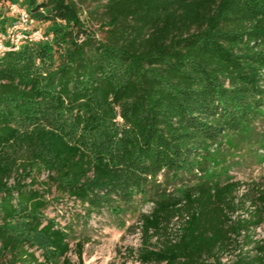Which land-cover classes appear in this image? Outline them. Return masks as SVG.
I'll return each instance as SVG.
<instances>
[{
  "label": "trees",
  "instance_id": "obj_1",
  "mask_svg": "<svg viewBox=\"0 0 264 264\" xmlns=\"http://www.w3.org/2000/svg\"><path fill=\"white\" fill-rule=\"evenodd\" d=\"M13 4L34 27L47 23V39L0 53V264H83L80 242L77 263L69 258L71 225L49 217V204L71 199L84 211L76 217L115 208L159 173H192L223 132L261 116L264 0H106L89 11L100 37L77 0H0V31L17 21L6 24ZM40 109L57 116L27 136L49 156L47 178L38 182L28 159L9 183L5 153ZM240 185L187 186L180 199L158 200L142 215L139 261L264 264V237L255 238L264 185ZM174 217L178 232L151 243ZM14 219L27 234L14 232ZM33 233L47 242L41 259Z\"/></svg>",
  "mask_w": 264,
  "mask_h": 264
},
{
  "label": "rangeland",
  "instance_id": "obj_2",
  "mask_svg": "<svg viewBox=\"0 0 264 264\" xmlns=\"http://www.w3.org/2000/svg\"><path fill=\"white\" fill-rule=\"evenodd\" d=\"M105 1L77 0L81 16L88 18V24L99 37L101 19L93 17L91 14L94 13L90 14L89 11L94 12L101 8ZM4 13L8 19L6 24L12 19L17 20V13L11 8ZM46 26L47 23L40 24L41 28ZM21 41L36 42L29 39H21L20 43ZM55 117L57 116L54 112L40 109L30 120L21 125L12 146L5 153L7 159L13 161L14 166L13 177L8 180L9 183L16 178L17 165L28 159L32 160L29 165L32 175L38 182L46 180L47 172L43 168L41 159L49 156L43 146L37 144L36 138L29 140L27 136L34 134L38 128L52 127ZM233 181L241 184L238 193L264 185V106L261 116L257 119L242 124L238 130L223 132L219 140L201 154L197 167L190 174L184 172L165 176V173H159L149 179L145 185L134 188L127 202H117L112 209L103 207L98 213H92L89 217H76L75 214L82 216L84 211L77 202L66 197L62 202L54 201L49 204L46 214L56 218L61 226L71 225L72 230L69 232L71 250L68 256L72 262L77 263L75 248L80 242L83 264H142L137 258L138 248L143 245L144 238L141 229L142 215L148 214L158 200L180 199L187 186L200 184L215 186ZM35 187H41L40 183ZM71 218L73 220H70ZM11 226L19 235L27 234L23 220L14 219L11 221ZM180 226L181 219L172 218L166 227V232L159 230L158 238L152 237L150 242L159 246L166 236H174ZM263 237L264 225H261L255 230V238ZM30 238L35 242L38 248L36 254L41 259V253L46 247V239L39 233L30 234Z\"/></svg>",
  "mask_w": 264,
  "mask_h": 264
},
{
  "label": "built area",
  "instance_id": "obj_3",
  "mask_svg": "<svg viewBox=\"0 0 264 264\" xmlns=\"http://www.w3.org/2000/svg\"><path fill=\"white\" fill-rule=\"evenodd\" d=\"M10 8L17 13V21L5 31H0V53L10 48H17L21 39H29L30 41L47 39L41 28L34 27V20L29 17L24 9L14 4Z\"/></svg>",
  "mask_w": 264,
  "mask_h": 264
}]
</instances>
